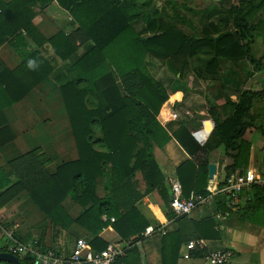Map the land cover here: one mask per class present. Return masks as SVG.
<instances>
[{
  "label": "trees",
  "instance_id": "trees-1",
  "mask_svg": "<svg viewBox=\"0 0 264 264\" xmlns=\"http://www.w3.org/2000/svg\"><path fill=\"white\" fill-rule=\"evenodd\" d=\"M54 1L68 13L77 29L74 35L59 33L46 40L33 24L35 14L31 7L42 9ZM150 4V0L0 2V46L7 43L20 59L16 70L0 66V149L13 140L4 110L22 101L41 82L54 76L60 86L78 152L76 162L62 165L54 174H49L45 170L49 160L38 155L39 148L33 149L17 161L8 162L17 176L13 184L0 167V207L24 191L56 229L59 226L68 229L75 223L93 235V243H98L100 232L111 224L124 241L133 236H137L136 242L142 241L146 228L160 227L153 216L144 215L141 210L145 195L158 193L168 220L186 218L174 217L170 211L168 183L152 155L154 145L163 148L172 137L192 159L176 171L183 197L188 198L192 192L207 193L206 163L197 156L208 146H200L184 122L176 121L165 126L158 122V112L168 95L151 76L144 59L150 55L168 72L178 75L179 80L190 72L189 60L203 48H209L215 55L205 66L208 73L216 71L219 58H246L252 66L260 68L261 59H253L250 45L253 42L251 32L260 30L262 21L259 19L256 25L251 21L261 17L264 0H236L228 11L229 30L219 33L218 25L209 23L199 34L194 30L193 35L180 31L170 22L172 19L168 15L162 17L157 10L151 16L145 14ZM175 16L173 18H178ZM140 19L145 28L135 32L132 25ZM78 40L89 42L90 47L71 64L68 60L76 53ZM46 43L65 63V73H61L62 68H58L54 58L45 56L43 46ZM255 96L256 93L242 92L233 116L223 123L222 128L215 127L217 133L224 131L220 135L226 149L238 151L233 156V164L243 154H248L250 148L244 134L252 127L249 110ZM138 173L144 182L143 189L136 179ZM98 180H102L105 193L101 199L96 196ZM68 197L83 210L75 220H71L62 208ZM221 200L215 199L214 204L222 212L225 206ZM253 201L264 202L261 189H254L251 200L244 201V204L248 206ZM103 216L113 218L114 222H104ZM202 222L194 227H198L203 238L212 225L209 219ZM168 237L162 239V264H176L173 250L179 244L174 240L169 253L167 248L172 239L169 241ZM105 247L103 244L95 250ZM131 257L135 258L134 249L118 259L121 264H132ZM17 258L21 264H31L32 261L30 257Z\"/></svg>",
  "mask_w": 264,
  "mask_h": 264
},
{
  "label": "crops",
  "instance_id": "crops-1",
  "mask_svg": "<svg viewBox=\"0 0 264 264\" xmlns=\"http://www.w3.org/2000/svg\"><path fill=\"white\" fill-rule=\"evenodd\" d=\"M8 1L0 0L3 3ZM235 1L157 0L156 4L159 8H156L158 6L155 8L162 17L168 15L172 19L170 22L187 35L195 34L194 30L199 34L209 23L218 25V32L223 33L231 28L228 11ZM31 9L35 14L33 24L44 39L49 40L59 33L66 36L76 33L77 26L72 24L68 13L55 1L42 9L37 6ZM153 13L154 11L147 10L145 14L151 16ZM260 14V18L256 17L251 21V24L256 25L260 19L262 25L260 30L251 32L253 42L250 45L253 59H261L260 68L252 66L246 58H219L216 71L208 73L205 66L215 55L209 48H203L189 60L190 72L179 80L178 75L168 72L150 55L144 59L145 67L164 87L168 95L167 101L158 112V122L162 126L176 121L184 122L192 138L200 146H208L203 154L197 156L206 163L205 190L217 189L228 172L230 174L264 167V8ZM140 22V27L132 25L135 32L145 28L143 20H138L135 24L138 25ZM238 43L241 44V41ZM30 45L35 48L32 42ZM76 46L78 47L76 53L68 60L71 64L86 52L90 43H82L78 40ZM43 49L45 56L54 58L58 62V68H62L61 73H65L63 68L65 63L54 54L50 44H44ZM19 65L20 59L16 53L7 43L2 44L0 66L8 70H16ZM244 91L256 93L249 110L252 127L244 134V139L250 148L248 154H243L237 163L233 164V156L238 151L226 149L224 139L220 135L224 131L217 133L215 127L217 125L222 128L223 123L233 116L234 108ZM209 111L213 114L210 115ZM172 113L177 114L176 119L171 117ZM3 114L13 140L0 149V167L11 180V184L17 181V176L8 162L17 161L33 149L39 148L38 155L49 160L45 167L49 174H54L62 165L78 160L70 121L58 80L54 76L41 82L22 101L6 108ZM152 155L168 183L169 199L170 182L174 179L179 181L176 175L177 169L192 159L173 137L163 148L154 145ZM136 179L143 189L141 174L138 173ZM96 196L100 199L105 196L102 180L97 181ZM62 208L71 220L77 219L83 212L82 208L69 197L63 201ZM141 210L144 215L153 216L157 220L164 234L156 230L148 236L142 233L144 237L142 241L136 242L137 236L124 241L110 224L98 235L99 242L93 243V235L75 223L68 229L60 226L54 228L51 220L36 207L26 192H19L0 207V253L8 252L10 244L8 233L11 232L14 240L35 241L42 248L65 256L72 253L77 240L83 239L91 248L94 244V250L103 244L107 246L111 243L118 244L125 252L134 249L135 258L131 257L132 264H162V239L163 236H171L168 240L171 241L169 239L171 238L172 244H168L167 251L170 253L174 240L178 242L179 247L173 250L176 264H210L205 259L206 255L222 250H228L232 255L226 264H264L263 201H253V204L246 206L244 200H241L236 212L222 218H217L221 210L216 204H212L177 221L165 217L163 201L157 192H153L144 196ZM207 219L211 220L212 227L204 234L207 238H202L198 227L195 228L194 224L200 226L203 224L202 221ZM198 238H202L200 240L204 242V248L190 252V258L185 259L183 255L186 244L199 240ZM117 264H121L120 259L117 260Z\"/></svg>",
  "mask_w": 264,
  "mask_h": 264
},
{
  "label": "built area",
  "instance_id": "built-area-1",
  "mask_svg": "<svg viewBox=\"0 0 264 264\" xmlns=\"http://www.w3.org/2000/svg\"><path fill=\"white\" fill-rule=\"evenodd\" d=\"M1 13V10H0ZM173 119L177 114L172 113ZM261 189L264 192V167L262 169H247L227 175L223 183L214 191L206 190V194H191L188 198L183 197L181 184L177 179L170 182L172 200L169 208L174 217L189 216L193 212L208 205L214 204L215 199H222L225 210L217 214V218L228 217L234 213L241 200L250 201L254 189ZM104 222L113 223L114 219L102 217ZM156 230L164 234L161 227L154 229L148 227L144 235L148 236ZM10 244L8 253L19 258H32L31 264H115L119 257L124 255L125 250L118 244H108L103 250L92 249L86 240H77L72 253L69 256L58 254L49 249H44L38 242H19L14 240L12 233H8ZM202 240L191 241L185 246V259L190 258V252L202 250ZM228 250L213 251L206 255L205 259L210 264H226L231 258Z\"/></svg>",
  "mask_w": 264,
  "mask_h": 264
},
{
  "label": "water",
  "instance_id": "water-1",
  "mask_svg": "<svg viewBox=\"0 0 264 264\" xmlns=\"http://www.w3.org/2000/svg\"><path fill=\"white\" fill-rule=\"evenodd\" d=\"M170 201L172 200V196L169 197ZM10 263V264H21V262L19 261V259L13 255L10 254L8 252H3L0 253V263Z\"/></svg>",
  "mask_w": 264,
  "mask_h": 264
},
{
  "label": "rangeland",
  "instance_id": "rangeland-1",
  "mask_svg": "<svg viewBox=\"0 0 264 264\" xmlns=\"http://www.w3.org/2000/svg\"><path fill=\"white\" fill-rule=\"evenodd\" d=\"M140 1H147V0H140ZM151 1V4L152 5H150L149 6V11H155L156 10V8L158 9L159 8V6H158V4H156L157 3V0H150ZM155 6H158V7H156L155 8ZM141 20V19H140ZM136 23V22H135ZM133 24L134 25V27H140V25H141V22H140V24L138 23V25L137 24Z\"/></svg>",
  "mask_w": 264,
  "mask_h": 264
}]
</instances>
